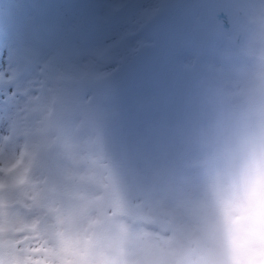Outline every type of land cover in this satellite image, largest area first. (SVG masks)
<instances>
[{
	"label": "rangeland",
	"instance_id": "374dc122",
	"mask_svg": "<svg viewBox=\"0 0 264 264\" xmlns=\"http://www.w3.org/2000/svg\"><path fill=\"white\" fill-rule=\"evenodd\" d=\"M16 1L0 0V17H16ZM22 1L35 17L31 30L76 34L123 50L143 42L141 53L118 74L122 104L133 119L165 103L178 70L177 53L197 26L235 5L234 28L221 38L209 75L195 86L186 172L175 200L133 190L91 132L70 130L59 106L61 124L53 121L51 96L31 100L26 118L12 122L16 154L10 161L0 158V173L13 184L17 167L28 173L47 153L18 193L21 199L2 204L33 215L10 226L12 239L0 237V264H141L132 260L135 250L141 247L151 256L150 246L157 264H208L209 189L264 128V0ZM82 15L87 23L106 22L109 37L88 29L87 35ZM5 184L0 177V188ZM123 230L125 236H112Z\"/></svg>",
	"mask_w": 264,
	"mask_h": 264
},
{
	"label": "snow or ice",
	"instance_id": "6c2138e0",
	"mask_svg": "<svg viewBox=\"0 0 264 264\" xmlns=\"http://www.w3.org/2000/svg\"><path fill=\"white\" fill-rule=\"evenodd\" d=\"M234 8H220L197 26L177 53L178 70L165 103L135 119L124 110L118 74L141 53L143 42L123 50L76 34L36 27L29 32L19 18L0 17V80H7L0 86V126L25 119L31 100L51 96L53 112L59 106L75 133L91 132L133 190L175 200L186 172L195 86L209 75L221 38L233 30Z\"/></svg>",
	"mask_w": 264,
	"mask_h": 264
},
{
	"label": "clouds",
	"instance_id": "9594fccd",
	"mask_svg": "<svg viewBox=\"0 0 264 264\" xmlns=\"http://www.w3.org/2000/svg\"><path fill=\"white\" fill-rule=\"evenodd\" d=\"M208 264H264V128L209 189Z\"/></svg>",
	"mask_w": 264,
	"mask_h": 264
},
{
	"label": "bare ground",
	"instance_id": "6f19581e",
	"mask_svg": "<svg viewBox=\"0 0 264 264\" xmlns=\"http://www.w3.org/2000/svg\"><path fill=\"white\" fill-rule=\"evenodd\" d=\"M107 1H110V0H107ZM98 7L100 8V5L97 6V8ZM13 13L15 14V16L17 18H19L22 21V24H23V27L25 28V30L30 32L31 27L33 26V24L36 21H35V17L32 16L31 11L26 8L25 3L22 0H17L15 2V9H14ZM94 16L95 15H92L91 17H89L90 18L89 20H92ZM82 17H83L82 20L84 21L83 22V29L84 30L86 29L87 35H88V32H87V29H88L89 32H91L93 35H96L97 37L106 36V39L109 37V35H106V33L110 30L109 25H106V22H102L101 24H98V23L95 24V21L87 23L86 17L83 15H82ZM98 21L101 22L104 20H98ZM91 41H92V39H91ZM0 86H7V80H0ZM34 101L40 102V100H34ZM53 114H54L53 121L56 124H61V113H59V108L56 109ZM64 117L65 116L62 115V120L64 119ZM10 126L11 125H9L7 127L0 126V158L5 160V161H7V160L10 161L13 157H15V154H16L15 149L14 148L12 149V146L14 143L12 138H14V137L10 136V133H11V131L9 130ZM51 128H52L53 134L50 132V134L47 136L48 140L51 136L53 137L56 126L51 127ZM56 135L59 138H61V140H62L60 145H63L62 129L58 128ZM44 151H43V156L40 157L39 159H37V160H41V161H39V164L38 163L34 164L33 168L31 169L32 171L34 169L36 170L38 166L39 167L43 166L42 161L45 159V155H47V153L45 154ZM16 169H17V173H14V171H13V176L11 175L12 173H10V176H12L13 184H9L7 181V178L0 173V177H2V179L5 180V183H7V184L3 185L2 188H0V237L3 236L6 239H12L14 237L13 233L9 230L10 226H12V225L15 226L17 223H21V222H27L33 215V213H26V212L21 211L18 207H16V208H13V207L3 208V206H2V204H4V202L5 203H12V202L16 201L17 199H21V197H20V195H18V193L21 190L24 191L25 181L28 180L31 175H33L32 171H30L28 173L26 172L24 174L23 172H21V170H19L18 167ZM39 169L40 168H38L37 171ZM22 173L24 174L23 176H22ZM10 176H8V179L11 178ZM21 177L23 180L19 181V179H21ZM14 181H15V183H14ZM8 184L10 185V189L7 186ZM9 191L14 192L15 194L9 193ZM118 233L121 235H117ZM124 233H125V230H123L121 232H115V234H113L112 236L123 237V236H125ZM150 247H152V248H149V250L151 252V256L145 251L146 249L143 250V248H141V247L136 249L135 250V257L132 258L133 262L141 261V264H157V263L153 262V258L155 257L156 251L152 250L153 246H150Z\"/></svg>",
	"mask_w": 264,
	"mask_h": 264
}]
</instances>
